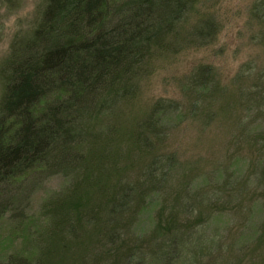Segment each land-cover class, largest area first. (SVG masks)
Here are the masks:
<instances>
[{"label": "rangeland", "instance_id": "obj_1", "mask_svg": "<svg viewBox=\"0 0 264 264\" xmlns=\"http://www.w3.org/2000/svg\"><path fill=\"white\" fill-rule=\"evenodd\" d=\"M255 1L197 3L179 39L207 17L216 25L213 40L198 46L184 39L178 50L153 59L136 96L103 121L112 128L106 138L110 151L103 156L104 169H90L94 181L75 184L61 175H34L15 187L0 217V264L11 255L32 264H123L138 252L143 253L128 264H171L176 252L181 258L175 264H199V259L201 264H264V111L249 101L253 88L264 93V24L252 18ZM39 5L40 0H22L15 8L0 6V65ZM202 65L214 69L225 92L168 132L153 154L174 155L180 170L164 189L141 196L139 179L151 155L133 146L137 125L159 99L188 107L183 86ZM240 71L243 79L236 78ZM186 182L206 197L191 215L179 207ZM118 183L139 190L129 212L110 228L101 210ZM199 228L178 234L173 245L152 246L174 230ZM113 231L119 233L116 241L108 240ZM213 235L221 248L200 258L215 249Z\"/></svg>", "mask_w": 264, "mask_h": 264}, {"label": "trees", "instance_id": "obj_2", "mask_svg": "<svg viewBox=\"0 0 264 264\" xmlns=\"http://www.w3.org/2000/svg\"><path fill=\"white\" fill-rule=\"evenodd\" d=\"M21 1L0 0V6L15 8ZM199 1L40 0L34 21L14 36L0 65V217L9 209L15 187L28 177L61 175L75 184L94 181L90 169L97 165L104 169L103 156L110 151L106 138L112 128L103 127V121L136 96L140 79L152 71L153 59L178 50L184 39L198 46L213 40L216 25L207 17L179 39L183 23ZM251 15L264 24V0L254 2ZM244 76L240 71L236 78ZM256 88L249 101L264 111V93ZM224 92L214 69L202 65L183 86L187 109L172 100L153 104L133 137L137 152L151 155L139 179L141 196L164 189L180 170L174 155L153 154L168 132L186 117H196L206 101ZM188 185L179 207L181 213L191 215L206 197ZM139 189L130 183L116 185L101 210L110 228L129 212ZM196 230L200 228L174 230L152 246L173 245L178 234ZM116 238L115 231L108 235L110 241ZM212 238L215 249L200 258L221 248ZM142 253L127 256L123 264ZM179 255L174 253L171 264L179 261ZM4 264L32 263L11 255Z\"/></svg>", "mask_w": 264, "mask_h": 264}]
</instances>
